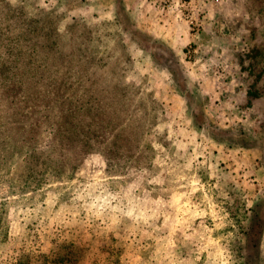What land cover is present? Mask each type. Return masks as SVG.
Wrapping results in <instances>:
<instances>
[{"label":"rangeland","instance_id":"1","mask_svg":"<svg viewBox=\"0 0 264 264\" xmlns=\"http://www.w3.org/2000/svg\"><path fill=\"white\" fill-rule=\"evenodd\" d=\"M152 1L0 0V264H264V0Z\"/></svg>","mask_w":264,"mask_h":264},{"label":"crops","instance_id":"2","mask_svg":"<svg viewBox=\"0 0 264 264\" xmlns=\"http://www.w3.org/2000/svg\"><path fill=\"white\" fill-rule=\"evenodd\" d=\"M105 2V4L108 5L110 2H114L115 0H102ZM122 2L128 1V0H119ZM141 3V10L136 11L137 13H142L140 16L143 31L147 34H150L152 37V40H149L151 43V52L150 54H154V50H159L160 44H165V47L170 49L171 42H179L177 41L178 37L183 36V32L185 29V24H182L180 21V18H176L174 13H168L166 12V15L163 16V12L159 9L151 6L152 0H138ZM150 8V9H149ZM108 8L105 9V13H108ZM110 13H114L113 9L109 11ZM171 14V15H170ZM178 20V21H177ZM180 20V21H179ZM139 28V27H138ZM156 45H159L156 46ZM157 48H156V47ZM173 46V45H172ZM165 47H162L161 49H164Z\"/></svg>","mask_w":264,"mask_h":264}]
</instances>
